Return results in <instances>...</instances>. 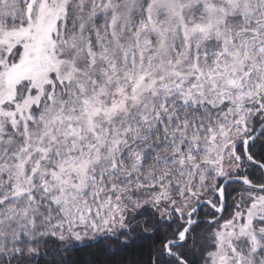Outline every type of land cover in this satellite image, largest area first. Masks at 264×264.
I'll return each instance as SVG.
<instances>
[{
    "label": "snow or ice",
    "instance_id": "1",
    "mask_svg": "<svg viewBox=\"0 0 264 264\" xmlns=\"http://www.w3.org/2000/svg\"><path fill=\"white\" fill-rule=\"evenodd\" d=\"M0 264H264V0H0Z\"/></svg>",
    "mask_w": 264,
    "mask_h": 264
}]
</instances>
